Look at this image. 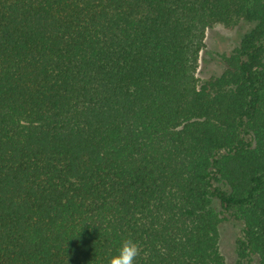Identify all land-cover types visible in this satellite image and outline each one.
<instances>
[{
    "label": "trees",
    "instance_id": "16d2710c",
    "mask_svg": "<svg viewBox=\"0 0 264 264\" xmlns=\"http://www.w3.org/2000/svg\"><path fill=\"white\" fill-rule=\"evenodd\" d=\"M225 212L264 264V0H0V264H226Z\"/></svg>",
    "mask_w": 264,
    "mask_h": 264
},
{
    "label": "rangeland",
    "instance_id": "374dc122",
    "mask_svg": "<svg viewBox=\"0 0 264 264\" xmlns=\"http://www.w3.org/2000/svg\"><path fill=\"white\" fill-rule=\"evenodd\" d=\"M249 29L250 26L247 24L233 28L215 24L205 30L204 48L200 52L199 67L196 72L198 85L222 73L224 69L222 57L231 54L239 46L243 35ZM222 216L220 251L225 262L226 264H246L240 259V242L243 239L244 224L237 220L232 212H225Z\"/></svg>",
    "mask_w": 264,
    "mask_h": 264
},
{
    "label": "clouds",
    "instance_id": "9594fccd",
    "mask_svg": "<svg viewBox=\"0 0 264 264\" xmlns=\"http://www.w3.org/2000/svg\"><path fill=\"white\" fill-rule=\"evenodd\" d=\"M141 245L131 237L125 238L120 243L115 254L110 253L109 264H135L141 255Z\"/></svg>",
    "mask_w": 264,
    "mask_h": 264
}]
</instances>
